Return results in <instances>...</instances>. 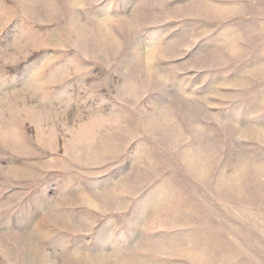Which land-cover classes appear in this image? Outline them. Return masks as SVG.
Returning <instances> with one entry per match:
<instances>
[{
    "label": "rangeland",
    "instance_id": "1",
    "mask_svg": "<svg viewBox=\"0 0 264 264\" xmlns=\"http://www.w3.org/2000/svg\"><path fill=\"white\" fill-rule=\"evenodd\" d=\"M0 264H264V0H0Z\"/></svg>",
    "mask_w": 264,
    "mask_h": 264
}]
</instances>
